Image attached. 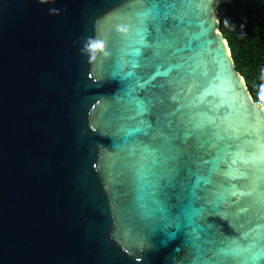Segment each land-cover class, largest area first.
Returning <instances> with one entry per match:
<instances>
[{"label": "water", "instance_id": "95a60500", "mask_svg": "<svg viewBox=\"0 0 264 264\" xmlns=\"http://www.w3.org/2000/svg\"><path fill=\"white\" fill-rule=\"evenodd\" d=\"M229 1L0 0V264H264Z\"/></svg>", "mask_w": 264, "mask_h": 264}, {"label": "trees", "instance_id": "16d2710c", "mask_svg": "<svg viewBox=\"0 0 264 264\" xmlns=\"http://www.w3.org/2000/svg\"><path fill=\"white\" fill-rule=\"evenodd\" d=\"M216 15L235 70L252 100L264 106V0H230Z\"/></svg>", "mask_w": 264, "mask_h": 264}, {"label": "snow or ice", "instance_id": "6c2138e0", "mask_svg": "<svg viewBox=\"0 0 264 264\" xmlns=\"http://www.w3.org/2000/svg\"><path fill=\"white\" fill-rule=\"evenodd\" d=\"M138 2L143 4V3L147 2V0H138ZM155 7H156V4L155 3H151V8H155ZM142 15H146V13H144ZM154 54L158 55V53H154ZM146 110L147 109L145 108V106L143 104H140L137 107L138 114L143 113ZM156 153H159V155H157ZM151 155H152V163L154 165H159L161 167L165 166L167 164V162H168V159H169L168 157L164 156V153L159 148L153 150ZM161 180H164L165 182H167V176L166 175L157 174L156 183L160 184ZM252 259L255 260V259H257V257L253 256Z\"/></svg>", "mask_w": 264, "mask_h": 264}]
</instances>
